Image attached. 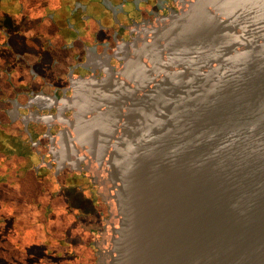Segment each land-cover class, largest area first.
I'll return each instance as SVG.
<instances>
[{"label":"water","instance_id":"1","mask_svg":"<svg viewBox=\"0 0 264 264\" xmlns=\"http://www.w3.org/2000/svg\"><path fill=\"white\" fill-rule=\"evenodd\" d=\"M177 2L57 101L51 153L109 206L100 264H264V0Z\"/></svg>","mask_w":264,"mask_h":264},{"label":"flooded vegetation","instance_id":"2","mask_svg":"<svg viewBox=\"0 0 264 264\" xmlns=\"http://www.w3.org/2000/svg\"><path fill=\"white\" fill-rule=\"evenodd\" d=\"M178 8L177 0H0V66L17 75L22 86L44 83L52 89L40 108L54 110L48 114L54 121L37 120L51 137L62 129L57 119L71 114L57 101L73 94L75 80L117 69L125 55L122 44L136 34L133 27ZM14 113L10 109L12 119ZM59 165L46 163L59 177L90 183L94 192L96 184L86 170L66 161ZM94 202V216L103 221V205Z\"/></svg>","mask_w":264,"mask_h":264},{"label":"rangeland","instance_id":"3","mask_svg":"<svg viewBox=\"0 0 264 264\" xmlns=\"http://www.w3.org/2000/svg\"><path fill=\"white\" fill-rule=\"evenodd\" d=\"M51 95L44 83L22 86L17 75L0 66V236L5 233L13 245L27 250L26 264H37L38 256L57 257L60 264H96L95 242L109 206L97 197L98 184L92 193L90 183L59 177L46 166L57 163L51 153L54 143L46 136V124L37 120L55 112L40 108ZM94 201L103 205V221L94 216Z\"/></svg>","mask_w":264,"mask_h":264},{"label":"trees","instance_id":"4","mask_svg":"<svg viewBox=\"0 0 264 264\" xmlns=\"http://www.w3.org/2000/svg\"><path fill=\"white\" fill-rule=\"evenodd\" d=\"M87 172L91 175L92 179L94 180V177L92 176V174L89 171ZM95 184L97 183L95 182ZM95 193L97 197H100L101 202L106 204L101 198V196L98 194V192H95ZM107 215H109V213H107ZM3 235L0 236V264H26V262L30 260V256H28L27 250L24 249V247L22 248L20 245H16V244L13 245L12 241H10L9 238L7 239L4 238ZM91 246H94L93 241L91 242ZM19 259H22V262L20 260V263H18ZM36 260H38L36 262L37 264H60L59 261L57 260V257H54V256H46V257L44 256L42 258L38 256ZM96 264H99V263L96 261Z\"/></svg>","mask_w":264,"mask_h":264}]
</instances>
